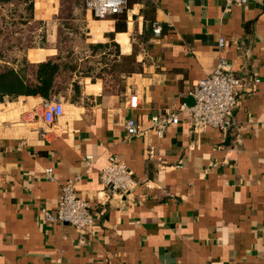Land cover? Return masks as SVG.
<instances>
[{
	"label": "crops",
	"instance_id": "1",
	"mask_svg": "<svg viewBox=\"0 0 264 264\" xmlns=\"http://www.w3.org/2000/svg\"><path fill=\"white\" fill-rule=\"evenodd\" d=\"M47 1L52 8L42 15L43 0H34L28 23L41 43L12 48L0 66L33 65L61 51L60 16L70 6ZM0 11L8 15L1 3ZM76 13L87 42L114 47H69L92 72H73L55 98L62 117L45 123L40 95L0 99V264H264V0H136L121 30L113 16ZM35 52L42 57L33 61ZM120 55L135 58L137 70L100 73ZM221 58L242 79L227 132H193L182 113L158 136L152 116L191 106L196 82ZM131 92L139 95L136 109L127 103ZM129 117L142 124L141 135H126ZM111 156L138 178L130 193L112 194L101 183ZM68 180L92 203L89 233L41 216Z\"/></svg>",
	"mask_w": 264,
	"mask_h": 264
},
{
	"label": "built area",
	"instance_id": "2",
	"mask_svg": "<svg viewBox=\"0 0 264 264\" xmlns=\"http://www.w3.org/2000/svg\"><path fill=\"white\" fill-rule=\"evenodd\" d=\"M229 4H247L250 0H226ZM127 5V0H86V9L94 18L105 19L120 13ZM156 37L162 35L163 27L160 23L153 24ZM225 45V39L220 38L219 46ZM242 87V79L236 74L225 58H221L214 69L196 82L192 91L194 103L189 107H182L180 111H165L152 116L153 128L158 136H163L171 125L181 121V114H185V121L191 131L200 132L208 128H215L227 132L233 124V114L239 104L238 91ZM128 106L136 109L139 105V95L131 92ZM42 118L45 123L53 124L64 113V104L60 100L45 99L42 103ZM127 136H139L143 132L142 124L133 117L125 123ZM87 165H93V156L86 157ZM50 173V170L48 171ZM100 181L108 192L124 195L133 191L139 184L132 169L127 163L111 156L106 167L100 170ZM75 180H68L63 186L53 209L42 207L41 216L48 222L69 224L81 233L92 231L96 219L92 203L78 193Z\"/></svg>",
	"mask_w": 264,
	"mask_h": 264
},
{
	"label": "trees",
	"instance_id": "3",
	"mask_svg": "<svg viewBox=\"0 0 264 264\" xmlns=\"http://www.w3.org/2000/svg\"><path fill=\"white\" fill-rule=\"evenodd\" d=\"M134 1L136 0H127L124 9L113 15L117 19V30L125 28L126 12ZM64 2L69 3L70 7L63 10V15L60 16L58 47L63 48L57 56L33 65L26 59H22L17 67L10 64L1 65V100L5 97L14 99L21 95H40L45 99H55L72 82L73 72L82 75L92 72V67L85 62L80 63L75 52L69 50V47H89L93 52L99 51L100 48L105 49L104 47H114L109 43L87 42V30H84L83 22L76 19L81 17L79 13H76L78 10L81 15L85 12L86 0H64ZM0 3L6 5L8 9L7 16L0 15V57H6L8 51L14 47H19L22 50L28 47L25 45L26 40L21 33L34 18L36 7L34 0H0ZM41 57L42 54L39 52L29 55L33 61ZM132 63H135V58H125L120 55L119 60L105 66L100 70V73L105 76L111 75L113 78L123 72L129 74L137 70L135 64ZM79 84L78 80L74 81L73 88L77 89Z\"/></svg>",
	"mask_w": 264,
	"mask_h": 264
},
{
	"label": "rangeland",
	"instance_id": "4",
	"mask_svg": "<svg viewBox=\"0 0 264 264\" xmlns=\"http://www.w3.org/2000/svg\"><path fill=\"white\" fill-rule=\"evenodd\" d=\"M44 2V3H43ZM43 4H41L40 5V7H39V10H43V14L42 15H44V13L47 11V8L49 9H51L52 7V3L50 2V3H48V1L47 0H43ZM31 27H34V24H32V25H28V26H25L24 27V29H23V31H22V33H21V35L25 38V45L27 46L28 45V47L29 46H31V45H36V44H38V43H41V39H40V37L39 38H36V36H34V35H32L31 33H30V28Z\"/></svg>",
	"mask_w": 264,
	"mask_h": 264
}]
</instances>
